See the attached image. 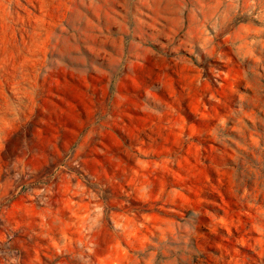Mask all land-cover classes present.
<instances>
[{"label":"rangeland","instance_id":"rangeland-1","mask_svg":"<svg viewBox=\"0 0 264 264\" xmlns=\"http://www.w3.org/2000/svg\"><path fill=\"white\" fill-rule=\"evenodd\" d=\"M0 264H264V0H0Z\"/></svg>","mask_w":264,"mask_h":264}]
</instances>
